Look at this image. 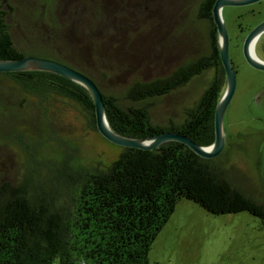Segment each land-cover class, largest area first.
<instances>
[{"label":"rangeland","instance_id":"rangeland-1","mask_svg":"<svg viewBox=\"0 0 264 264\" xmlns=\"http://www.w3.org/2000/svg\"><path fill=\"white\" fill-rule=\"evenodd\" d=\"M200 1L5 0V10L12 41L27 55L50 56L58 47L79 53L81 36L89 31V50L103 62L89 60V74L104 92L121 96L132 80L165 76L205 52L206 28L197 18ZM221 16L229 27L232 8L226 6ZM263 42L255 43L258 56ZM244 75L238 78L224 124L231 147L216 161L229 181L261 197L264 135L256 131L261 120L249 112L253 107L247 104ZM208 80V73L196 75L156 101L153 120L181 122L184 109ZM259 112L264 115V109ZM121 150L89 128L75 103L59 96L40 102L0 74V184L26 182L29 194L41 192L65 206L82 173L107 165ZM148 258L165 264H264V224L248 211L215 215L182 197L154 238Z\"/></svg>","mask_w":264,"mask_h":264},{"label":"trees","instance_id":"trees-1","mask_svg":"<svg viewBox=\"0 0 264 264\" xmlns=\"http://www.w3.org/2000/svg\"><path fill=\"white\" fill-rule=\"evenodd\" d=\"M209 3L201 0L197 10V18L206 28L205 52L165 76L132 80L121 96L104 92L89 74V60L103 63L92 47L89 50V31L81 36L79 53L62 51L54 38L57 51L39 56L89 76L102 93L107 123L116 132L145 137L176 131L206 146L214 140L212 113L219 96L211 93V87L184 109L179 123H156L151 109L156 101L216 62L217 55L208 43ZM5 5L0 0V59L20 58L30 53L20 51L12 41ZM0 74L40 102L59 96L75 103L87 116L89 128L97 131L91 97L78 83L44 70ZM203 99L207 105L204 115L199 109ZM120 147L118 156L107 165L90 166L82 173L65 206L47 194H29L26 182L1 183L0 264H165L150 261L148 252L182 197L215 215L248 211L264 224V189L259 197L239 188L228 180L215 158L201 157L185 143L173 140L152 149Z\"/></svg>","mask_w":264,"mask_h":264},{"label":"water","instance_id":"water-1","mask_svg":"<svg viewBox=\"0 0 264 264\" xmlns=\"http://www.w3.org/2000/svg\"><path fill=\"white\" fill-rule=\"evenodd\" d=\"M259 0H215L212 6V15L217 28L218 50L221 60L224 64L227 83L226 88L219 98L215 106L214 112V140L211 144L202 146L197 144L187 135L176 131H162L157 134L145 137H132L120 134L113 130L107 123L105 116V105L103 102L102 93L97 84L86 74L72 68L64 63L56 60L36 56L25 55L20 58H5L0 59V72L5 71H24V70H44L60 76H63L79 85L83 86L89 93L96 119L97 131L113 144H118L123 147H136L141 149H152L166 141H178L185 143L193 152L201 157L214 158L219 155L225 144V132L223 129V116L226 107L230 103L235 90V73L228 56V36L221 16V9L224 6L244 5L253 3ZM264 32V19L257 23L245 36L243 43V55L246 61L260 69H264V62L257 55L251 54L250 44L253 39L260 37Z\"/></svg>","mask_w":264,"mask_h":264},{"label":"flooded vegetation","instance_id":"flooded-vegetation-1","mask_svg":"<svg viewBox=\"0 0 264 264\" xmlns=\"http://www.w3.org/2000/svg\"><path fill=\"white\" fill-rule=\"evenodd\" d=\"M211 3H209V9L211 13V30L209 32V41L211 48L215 54L217 55V60L215 63H210L207 68H205L201 74L208 73L209 74V80L206 84V86L202 89L199 96L204 93L208 87H211V93L213 95H218V98L215 103L218 102L219 98L223 94L226 83H227V77L224 64L221 60L219 50H218V36H217V28L216 24L213 19L212 15V6L215 0H210ZM259 4V7H253L250 6L251 4ZM224 6L221 11L224 12L225 10ZM232 8V24L228 27L225 23L226 30H227V36H228V56L231 62V65L233 67V71L235 73V90L233 93V96L236 92H238V78L244 75V78H246L247 85L249 87L250 91V98L248 100V106L253 107L249 110L252 111L251 117L254 119L261 120L262 126L257 128V132L261 135H264V115L259 112V109H264V69L257 68L251 64H249L243 55V43L245 36L247 33L259 22H261L264 19V13L262 10H264V0H259L253 3L244 4V5H231ZM254 17H257L256 20H254ZM245 20V22H244ZM225 22V21H223ZM258 37L257 40L263 39L264 41V32H262ZM256 40V41H257ZM254 51L256 53V45L254 46ZM261 55L257 57L264 62V42L262 44L261 49ZM232 96V98H233ZM232 101V99H231ZM230 101V103H231ZM206 101L203 99L202 102L199 105V109L201 111V114L204 115L206 113L207 105L205 104ZM229 103V104H230ZM229 104L225 109L224 116H223V129L225 132V144L220 154L223 153L224 149L228 145V147H231V142L229 139H231L230 134H227V131L225 130L224 124L226 120V114L227 110L229 108ZM215 106L213 107V131H214V112H215ZM258 114H257V113ZM219 154V155H220ZM217 155V156H219ZM217 156L214 158L216 159ZM263 185L264 181L261 179Z\"/></svg>","mask_w":264,"mask_h":264},{"label":"bare ground","instance_id":"bare-ground-1","mask_svg":"<svg viewBox=\"0 0 264 264\" xmlns=\"http://www.w3.org/2000/svg\"><path fill=\"white\" fill-rule=\"evenodd\" d=\"M258 38H255V39H253V41L251 42V44H250V52H251V54H254L255 53V51H254V46H255V43H256V40H257Z\"/></svg>","mask_w":264,"mask_h":264}]
</instances>
